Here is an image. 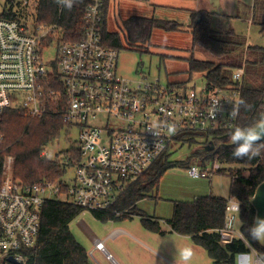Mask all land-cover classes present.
Masks as SVG:
<instances>
[{"label":"built area","instance_id":"2783aa9c","mask_svg":"<svg viewBox=\"0 0 264 264\" xmlns=\"http://www.w3.org/2000/svg\"><path fill=\"white\" fill-rule=\"evenodd\" d=\"M19 1L21 20L0 17V116L19 109L42 118L61 107L56 112L79 134V159L72 163L70 183L63 178L24 184L14 179L13 158H6L0 183V264H29L48 202L121 217L115 207L129 186L169 154L171 145L183 146L182 138L189 133H230L239 125L245 79L242 66L233 72V85L214 92L206 86L197 92L171 83L163 86L160 80L150 83L145 76L138 81L125 78L118 72L120 51L108 47L100 31L104 0H88L83 38L77 42H65L57 25L40 23L36 2ZM49 49L56 51L52 61L45 60ZM53 77L58 88L50 90ZM233 108L238 110L235 119L230 116ZM43 155L48 158L47 152ZM222 169L219 162L206 168L191 165L186 175L192 181L210 182ZM240 212L241 203L228 198L221 243L241 239L247 255L264 264L240 232ZM92 243V257L100 252L107 261L120 264L106 249V240L94 238Z\"/></svg>","mask_w":264,"mask_h":264},{"label":"trees","instance_id":"16d2710c","mask_svg":"<svg viewBox=\"0 0 264 264\" xmlns=\"http://www.w3.org/2000/svg\"><path fill=\"white\" fill-rule=\"evenodd\" d=\"M88 3V0H76L71 10H68L56 4L54 0H36L37 20L48 26L57 25L61 28L65 42H77L83 38L84 14ZM108 5L109 0H104L100 31L108 47L122 51L124 46L120 35L107 30ZM257 8H261L262 15L259 17ZM213 15L207 11L192 14L193 49L202 48L213 58L228 57L229 62L217 65L210 60H197L191 57L186 60L189 72L203 74L207 90L214 92L233 85L234 70L244 66L245 79L241 99L244 103H241L238 126H246L264 117V85L253 86L247 82L249 64L264 69V48L246 46L245 39L233 30L217 31L213 26ZM0 17L21 20L22 3L19 0H0ZM252 23L259 26L261 32L264 31V0H255ZM178 26L141 17H131L123 23L128 46L133 48L147 45L154 28L175 31ZM57 81L56 77L51 78L48 85L50 90L58 88ZM171 86L186 88L182 83H171ZM58 109L48 110L42 118H31L19 109L7 110L0 116V183L8 157L14 160V179L24 184L54 183L66 177L70 164L63 165L58 160H49L43 155L50 145L71 128L63 121L61 113L56 112L60 111L61 107ZM230 133H189L181 138L184 145L203 148L210 143L215 145L228 143ZM75 144L76 147L65 151L64 162H70L72 158L79 159L77 142ZM232 150L233 148H220L212 152L195 151L182 163H173L170 161V155L164 154L148 173L129 186L115 209L133 212V215L140 217L145 230L164 236L163 224L156 219L147 218L142 212L139 213L138 203L150 198L158 190L160 181L169 170L175 167L187 170L191 165L206 168L214 162H219L223 166L219 175L229 174L231 178L229 198H235L241 203L240 232L264 259V249L249 237L247 231L255 217L250 199L254 196L256 188L264 181V152L253 159H237L232 156ZM245 172L248 176H244ZM226 206L227 199L211 194L192 203L175 202L173 216L166 224L171 234L188 237L195 246L205 250L213 264H237V257L247 255L249 250L245 242L237 238L230 244L224 246L221 244L220 230L225 224ZM83 212L61 201L46 203L42 209L38 243L32 249L29 264H90L89 254L70 230L72 223ZM91 214L102 222L121 221L129 217H117L113 212Z\"/></svg>","mask_w":264,"mask_h":264},{"label":"rangeland","instance_id":"374dc122","mask_svg":"<svg viewBox=\"0 0 264 264\" xmlns=\"http://www.w3.org/2000/svg\"><path fill=\"white\" fill-rule=\"evenodd\" d=\"M243 7L240 9L239 22L235 23L236 33L243 37L247 45L264 48V31L259 26H252L246 21L253 15L255 0H238ZM36 0H33L34 4ZM194 9V0H109L107 9V30L119 34L124 49L120 51L118 72L120 76L132 80H141L143 76L148 82L160 80L165 86L173 82H183L189 89L197 92L204 90L206 79L201 73L189 72L187 58L194 54L196 58H203L198 52L192 50L193 40L191 34L192 19L188 12ZM261 8H257V16H261ZM131 17H141L164 22L168 25H179L175 31L154 28L150 42L147 45L129 47L123 23ZM248 17L247 19H245ZM260 20V19H258ZM262 27V26H261ZM217 31H220L219 29ZM223 32V31H222ZM199 51V50H196ZM56 58L55 49L45 52V60ZM216 64H228L229 58H215ZM247 82L253 86L264 85V69L252 64L247 66ZM68 136H65V135ZM46 152L49 160H58L62 163L65 151L76 147L79 134L76 130L68 128V132ZM199 149V146L171 145L170 161L173 163L185 162L189 155ZM71 159L72 157H68ZM65 159V158H64ZM66 159V160H69ZM73 159V160H72ZM68 161L65 180L71 182L74 177L73 165L76 158ZM244 176H248L245 172ZM231 178L229 174L218 175L209 182H197L187 178L186 170L175 167L169 170L160 181L158 190L138 204L139 213L148 216H160L159 213H173L175 202L191 203L195 197H203L212 192L227 196L230 190ZM116 213V211H114ZM122 216H129L121 221L102 222L96 219L91 212L84 211L70 226L71 233L87 251L91 264H109L105 255L95 252L94 258L90 255L94 249V238L104 240L115 229H123L121 234L106 240L105 246L109 253L124 264H185L180 253L185 247L192 250V257L187 264H213L207 252L195 246L190 238L170 233L167 225H162L164 236L151 233L144 229L140 217L131 211L122 212ZM158 213V214H157ZM244 256L237 257V264H242Z\"/></svg>","mask_w":264,"mask_h":264},{"label":"clouds","instance_id":"9594fccd","mask_svg":"<svg viewBox=\"0 0 264 264\" xmlns=\"http://www.w3.org/2000/svg\"><path fill=\"white\" fill-rule=\"evenodd\" d=\"M54 2L63 8L71 10L76 0H54ZM241 103H244L241 101ZM238 115V110L233 108L230 116L235 119ZM264 117L248 124L246 126H236L230 133L228 144L235 145L232 150V156L237 159H253L264 152ZM248 235L252 240L264 245V218L256 216L253 223L247 229ZM185 264L191 259L193 253L188 247L181 250L180 253ZM244 259L242 264H259V261L251 256L242 254Z\"/></svg>","mask_w":264,"mask_h":264},{"label":"crops","instance_id":"0c3cea01","mask_svg":"<svg viewBox=\"0 0 264 264\" xmlns=\"http://www.w3.org/2000/svg\"><path fill=\"white\" fill-rule=\"evenodd\" d=\"M221 2V7L223 9V12H224V17L230 21V24L229 26L226 27V29L224 30V26L225 25H220L219 21H220V18L217 17L216 15V9L213 7V5L211 4V2L209 0H194V9L190 12H188V15L189 17L192 19V14L193 13H198L200 11H207L209 13H212L214 14L213 15V18H214V23H213V26L215 29H219L220 31H223V32H226V31H229V30H233L236 32V28H235V23L238 21L239 22V14L238 13H242L241 10L244 9V6L243 4L238 1V0H220ZM241 7H243L242 9H240ZM248 17H246L245 19H247ZM246 21H249V23H251L252 26L253 23H252V16H250V18H248ZM250 46V45H248ZM192 50L195 52H198L200 56H202L203 58L199 59V58H196L197 60H207V58L202 54L200 53L199 51H196V49H193L192 47ZM191 57H194V54H192L190 56ZM189 59V58H187ZM173 83H181V82H173ZM183 83V82H182ZM197 182H208V181H197ZM211 183V181L209 182ZM211 195L213 196H216V197H222V198H225V199H228L229 198V191H228V195L227 196H221V195H218V194H215L212 190V192L210 193ZM208 194V195H210ZM208 195H205V196H208ZM204 197V196H203ZM151 198V197H150ZM200 198V197H198ZM197 197L194 198L193 201H195L196 199H198ZM149 199V198H148ZM144 201V200H143ZM192 201V202H193ZM142 202V201H141ZM191 202V203H192ZM189 203V202H188ZM140 204V203H138ZM147 218H152V219H156L158 221H160L163 225H167L166 224V221H169L172 216H173V213H157L158 215H160L159 217L158 216H148L146 215L145 213H143ZM168 226V225H167ZM169 228V226H168ZM240 228V227H239ZM170 229V228H169ZM122 232H125L123 231V229H115L107 238H105L104 240H109L110 238L112 237H116L118 236L119 234H121ZM176 235V234H175ZM179 236V235H178ZM223 246L226 245L224 243H221ZM95 254V253H94ZM243 256V255H242ZM94 258V256H93ZM94 261L95 258H94ZM107 261V260H106ZM243 261V260H242ZM109 264H112L111 262L107 261ZM118 263L120 264H124L123 262H125L124 260H119L117 261ZM91 264V263H90Z\"/></svg>","mask_w":264,"mask_h":264},{"label":"water","instance_id":"95a60500","mask_svg":"<svg viewBox=\"0 0 264 264\" xmlns=\"http://www.w3.org/2000/svg\"><path fill=\"white\" fill-rule=\"evenodd\" d=\"M213 7L216 9V15L218 18H220V25H225L223 28L224 30L226 29L227 26H229L230 21L227 20L224 17V12L221 7V2L220 0H209ZM196 50H199L200 53H202L207 60L213 61L216 64V59L213 58L210 53H208L206 50L202 48H196ZM264 142V141H262ZM235 145H230L228 143H219L218 145H215L214 143H210L206 145L203 148H199L197 151L198 152H212L215 149H220V148H234ZM250 205L254 208L255 210V217L259 216L264 218V181L256 188L254 196L250 199ZM261 248L264 249V245L258 243Z\"/></svg>","mask_w":264,"mask_h":264}]
</instances>
